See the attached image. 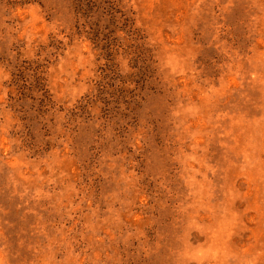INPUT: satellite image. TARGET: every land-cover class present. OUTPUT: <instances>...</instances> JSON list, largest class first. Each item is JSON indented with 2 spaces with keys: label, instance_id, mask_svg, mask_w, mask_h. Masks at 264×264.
I'll return each mask as SVG.
<instances>
[{
  "label": "rangeland",
  "instance_id": "obj_1",
  "mask_svg": "<svg viewBox=\"0 0 264 264\" xmlns=\"http://www.w3.org/2000/svg\"><path fill=\"white\" fill-rule=\"evenodd\" d=\"M0 264H264V0H0Z\"/></svg>",
  "mask_w": 264,
  "mask_h": 264
}]
</instances>
